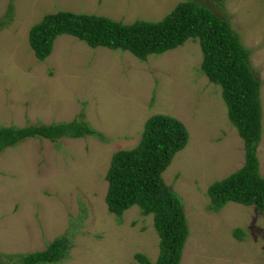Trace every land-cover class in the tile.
I'll return each mask as SVG.
<instances>
[{"label":"rangeland","instance_id":"1","mask_svg":"<svg viewBox=\"0 0 264 264\" xmlns=\"http://www.w3.org/2000/svg\"><path fill=\"white\" fill-rule=\"evenodd\" d=\"M183 1L0 0V21L14 6L13 20L0 26V128L79 119L105 136L25 139L0 153V264H20L11 256L44 250L57 238L70 246L57 264H140L135 254L155 262L160 238L153 217L138 205L121 219L110 213L106 176L113 155L136 147L147 122L160 114L181 121L189 134L162 175L189 225L181 264H264V213L236 202L211 210L209 186L242 168L246 150L221 89L200 70L197 41L146 61L62 35L40 62L29 44L31 28L48 14L129 25L162 21ZM198 1L227 19L251 51L250 67L262 83L257 156L264 177V0Z\"/></svg>","mask_w":264,"mask_h":264},{"label":"trees","instance_id":"2","mask_svg":"<svg viewBox=\"0 0 264 264\" xmlns=\"http://www.w3.org/2000/svg\"><path fill=\"white\" fill-rule=\"evenodd\" d=\"M13 7H8L1 27L13 20ZM62 35H70L92 48L129 51L143 61L150 55L177 49L190 39L197 41L203 53L200 70L221 88L229 120L238 129L246 150L242 168L209 186L211 210L236 202L264 213V177L259 172L257 156L262 133V83L250 67L251 51L241 44L227 19L198 0L180 2L162 21L137 20L129 25L104 16L60 11L45 15L29 32V44L38 61L51 55L55 40ZM87 136L105 140L88 121L79 119L22 129L5 127L0 128V153L25 139L57 142ZM188 139L181 121L170 115H155L147 122L136 147L120 150L112 157L106 176L110 182L106 197L109 211L121 217L125 210L138 205L143 215L153 216L160 238L156 261L135 254L140 264H181L189 225L182 200L162 175ZM239 233L242 232L238 231V238L242 235ZM69 248L66 238H57L44 250L11 258L20 264H57L66 258Z\"/></svg>","mask_w":264,"mask_h":264},{"label":"clouds","instance_id":"3","mask_svg":"<svg viewBox=\"0 0 264 264\" xmlns=\"http://www.w3.org/2000/svg\"><path fill=\"white\" fill-rule=\"evenodd\" d=\"M53 52V51H52ZM45 61V60H44ZM215 86H217V85H215ZM217 87H219V86H217ZM220 88V87H219ZM221 89V88H220ZM221 96H222V90H221ZM222 98H223V96H222ZM224 99V98H223ZM225 101V100H224ZM213 103V102H212ZM226 103V102H225ZM226 106H227V104H226ZM228 108V107H227ZM229 118V117H228ZM232 123V122H231ZM233 124V123H232ZM262 134V133H261ZM107 180V179H106ZM107 182H108V191H107V195H106V197L108 196V193H109V188H110V182L107 180ZM106 204H107V207H108V203H107V201H106ZM242 205V204H241ZM133 207V206H132ZM131 208V207H130ZM129 208V209H130ZM129 209H127V210H129ZM108 210H109V208H108ZM127 210H125V211H127ZM124 211V212H125ZM110 212V211H109ZM123 212V213H124ZM111 213V212H110ZM123 213H122V216H123ZM141 213H142V211H141ZM112 214H115V213H112ZM116 215V214H115ZM143 215V214H142ZM121 216V217H122ZM143 216H145V215H143ZM152 216V215H151ZM116 217H118L119 219H121V217L120 216H118V215H116ZM147 217H149V216H147ZM153 217V216H152ZM189 238V237H188ZM185 249V248H184ZM183 253H184V250H183ZM183 257V256H182ZM158 258V257H157Z\"/></svg>","mask_w":264,"mask_h":264}]
</instances>
